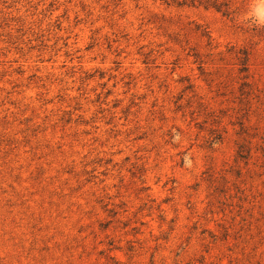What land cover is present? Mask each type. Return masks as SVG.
<instances>
[{"label":"rangeland","instance_id":"obj_1","mask_svg":"<svg viewBox=\"0 0 264 264\" xmlns=\"http://www.w3.org/2000/svg\"><path fill=\"white\" fill-rule=\"evenodd\" d=\"M0 264H264V0H0Z\"/></svg>","mask_w":264,"mask_h":264},{"label":"trees","instance_id":"obj_2","mask_svg":"<svg viewBox=\"0 0 264 264\" xmlns=\"http://www.w3.org/2000/svg\"><path fill=\"white\" fill-rule=\"evenodd\" d=\"M215 7H216L218 10H221V6H218V5L215 4ZM223 13H224V14H228L229 12H228V10L226 9V10H223ZM195 55H196V57H199L198 54H195ZM248 61H249V57H248V54H247V55H245V58H244L243 60H241L242 70H245V71L248 70Z\"/></svg>","mask_w":264,"mask_h":264}]
</instances>
